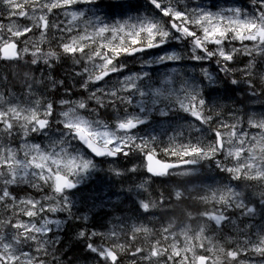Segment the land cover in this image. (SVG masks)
<instances>
[{
  "label": "snow or ice",
  "instance_id": "1",
  "mask_svg": "<svg viewBox=\"0 0 264 264\" xmlns=\"http://www.w3.org/2000/svg\"><path fill=\"white\" fill-rule=\"evenodd\" d=\"M249 3L248 9L212 11L199 0H147L149 9L140 13L117 0L120 18H114L115 13L110 17L104 12L101 0H0V17L6 18L0 23V60L27 62L31 57V65L52 69L54 62L69 58L78 66L71 74L81 78L79 87L87 93L80 99H59L57 111V102L37 95L33 87L44 85V78L36 80L29 73L26 80L32 83L24 99L0 92V264H63L58 245L64 221L57 216L79 219L71 194L97 170L88 153L104 158L139 153L149 180L182 178L168 197L161 193L158 200H141L143 213L167 209L172 197L206 206L198 213L202 219L196 231L190 224L179 230L174 222L158 230L140 224L124 232L123 243L114 230L80 231L77 238L86 241L96 264H120L121 255L132 257L130 264H264V225L247 222L257 214L264 220V113L234 108L225 119L205 92L223 73L232 85L246 84L250 96L264 104V0ZM237 57L248 58L241 69L233 67ZM130 63L139 68L131 69ZM172 64L192 68L181 72ZM156 66L170 71L152 82L149 70ZM111 77L116 83L108 87ZM48 79L54 89L65 84ZM120 105L125 106L123 114ZM108 108L116 114L111 125L101 119L100 110ZM180 112L192 118L186 122L187 137L181 126L161 147L157 136L140 134L157 117L171 119ZM158 151L175 161L158 159ZM205 162L229 182L208 183ZM147 183L138 187L147 190ZM20 186L43 195L18 197L14 189ZM235 210L245 218L243 226L228 215ZM188 217L195 218L192 213ZM225 223L237 236H222ZM139 234L146 247L135 246Z\"/></svg>",
  "mask_w": 264,
  "mask_h": 264
},
{
  "label": "trees",
  "instance_id": "2",
  "mask_svg": "<svg viewBox=\"0 0 264 264\" xmlns=\"http://www.w3.org/2000/svg\"><path fill=\"white\" fill-rule=\"evenodd\" d=\"M233 64V67H239L243 68L240 63L237 64L238 61ZM247 57L245 59V63L247 62ZM0 60V76H9L11 79L20 76L19 73H17V66L12 64V62H6ZM5 67V68H4ZM191 68H185L184 66L181 67V72L187 70L191 71ZM260 68L264 69V63L260 64ZM3 69V70H2ZM197 74L199 73V69H196ZM218 75V74H217ZM220 81L218 84L210 87V88H205V92L207 93L206 99L208 100L209 104H217L219 105L222 110H223V115L225 119H229V113L237 107L238 104H240V101L245 98H247L250 102L251 100H255V108L259 112L264 113V104H262L260 101H258L255 97L248 96L246 97L247 93L242 90L239 91L238 95H235L236 88L239 87V85H232L230 82H228L224 75H219ZM235 78L236 79H241V73L237 71L235 73ZM257 87L260 88L261 84L259 79L256 80ZM8 84L7 87H9ZM236 86V87H235ZM239 89V88H238ZM264 99V98H262ZM104 110V109H102ZM182 116H176L174 115L171 119H163L157 117V119L153 120L150 122L149 125H152V129L155 130L157 134L163 133V137H172L174 135V132L178 130L181 126L185 128V137H187L189 134L187 133V124L184 119H182ZM175 118H178V123L176 126V129L174 132H172L169 136L165 134V129H164V120H174ZM192 118H190L189 121H191ZM207 134V133H206ZM193 136L196 135V133H192ZM209 138L211 136L209 135ZM7 142V141H5ZM15 143V142H14ZM166 140L160 143V146H165ZM16 144V143H15ZM160 157L168 159V160H175L174 157H169L164 154L163 151H158L157 153ZM132 167H135L132 164H122V165H117L116 168L122 171L123 169H130ZM109 167H105L104 170L102 171L103 175H112L113 173L109 170ZM142 174L139 175V177ZM224 174L217 173L215 178H222ZM119 176L116 179V182L119 180ZM211 179V177H210ZM104 180V179H103ZM225 180L224 177L220 181ZM145 181V180H143ZM163 183L160 180H148V183L146 184V189H143L144 192L143 196L145 198H148L149 195H153V193H157L156 191H162L164 188H166L167 184L163 187V184H161L160 187H158L156 184ZM107 198L110 197V201L106 203V208H105V203L101 205L100 208L96 207L97 205L93 202V199L95 198L96 194V189H91V186L95 185L96 186V181L88 180L84 186L79 187V189L74 193L71 194V198H73L80 207L84 209H80V207H77L76 205L74 206L75 209H73L74 217H79V219L73 218V219H68L67 214L65 215L66 222L64 225V228L61 232V241L62 245H58L60 247V257L63 260V264H96V260L93 258L94 254L90 253L86 245L83 244V240H80L77 238V234L80 231H85L87 233L91 232H99L101 229L107 230V225L109 220H114V218L119 217L118 214H112V208L116 205H118L119 202H124V198H122L120 195L117 193V188H114L111 186L110 183H107ZM119 185V183H118ZM153 188H156L154 190ZM16 189H19L18 191L22 193L28 192L29 194L33 193L32 189H28L25 186H20ZM113 189V190H112ZM123 190L122 187H119V190ZM17 191V192H18ZM113 191V192H112ZM111 193V194H110ZM35 195V191H34ZM111 200H114L113 202ZM160 213H155V212H149L148 214H152L156 216L159 221L163 222V225H167L168 223L171 222V219L174 215V210L172 204H170V207L167 209H161L159 211ZM183 214V213H182ZM86 215V217H85ZM85 229V230H84ZM121 264V263H120Z\"/></svg>",
  "mask_w": 264,
  "mask_h": 264
},
{
  "label": "rangeland",
  "instance_id": "3",
  "mask_svg": "<svg viewBox=\"0 0 264 264\" xmlns=\"http://www.w3.org/2000/svg\"><path fill=\"white\" fill-rule=\"evenodd\" d=\"M245 59H246V57H239L238 58L239 62H237V64L240 63V65L242 67H244ZM211 65H215V63H212ZM48 70H49V72H48ZM43 71L38 76V78L36 80H39L41 77H43L44 78V85H47V87H45L43 85L41 86L39 84H35V85H36L37 89H41V90L47 92L48 90L52 89V87H50L51 86V81H49L48 77L51 75V72L53 71V69H48L47 68V69H45ZM17 73L20 74V71L17 70ZM5 78H7V79L4 80ZM2 81H4V82H2ZM8 84H11V85H9V87H7ZM0 85H1L0 86V92H5V93L10 92L12 94H19L21 92V90L23 89V87H22L23 86V82L21 80L20 81L19 80H13L9 76H4V77L0 78ZM238 85H239V87L236 88L237 89L236 90L237 93H235V95L239 96L238 92L241 91V87H242V90H244L247 93L246 97L250 96V93L248 91V88H247L246 84L241 83V84H238ZM10 87L12 88V90H11ZM2 88H4V89H2ZM2 90H4V91H2ZM257 90H259L258 87H257ZM59 91H60V89H59ZM64 93H65V90H64ZM59 99H61V98L56 92L53 101L57 102V111H59V105H58ZM169 122H170L169 124H170L171 127H169L170 129L167 132H169V131L174 132V130L176 129L177 123H178V118H175L174 120H169ZM167 123H168V120H164V124H165L164 126H167ZM172 125H174V126L172 127ZM99 170L100 169L97 167L96 172L99 171ZM123 170L121 172L124 173V174L119 176L120 178H119L117 183H119V185H118V193H119V195L122 198H124V202L119 203L118 205L114 206L111 209L112 210L111 211L112 214H118L119 217H117V218L123 220L122 223L114 221L113 226L111 228V230L116 231L120 235V242L121 243H123L127 239V237L124 236V232L127 231L128 229H130L132 226H134V225H125V224H123L124 222H127V224L129 222L132 223V224H139V223H142V222L146 221V219H147L148 213H143V211L139 208V204H140L141 200L147 201V200H158L159 199V197L154 196L155 193H153V195H149L148 198H145V196H143V193H146V192L143 191V188L138 187L141 184V181H140V178H139V174L137 172H135V173L129 172L128 169H123ZM208 183H214V182L210 180V181H208ZM161 184H163V187L167 184L166 188H164V193L163 194L165 195V197H168L169 194L171 193V188H174V186H171L170 183H160L159 186L157 184L156 185L158 187H160ZM242 186L243 185H241V187ZM119 187H122L123 190H121V189L119 190ZM153 189L156 190V188H153ZM160 193H162V192H160ZM194 194L195 193H193V195ZM16 195L18 197H21V192L18 191L16 193ZM170 204H172L173 210H174V215H173V217L171 219V222L175 223L176 228H182L186 224H190V226H191L193 231L198 230L199 220H201V219L187 221V220H185L182 217V213L178 212V209H180V210L185 212L187 209L193 207V201L191 199L184 198L181 201H176L175 199L171 198ZM153 210L160 211L161 209H153ZM231 217H232V219H234V216H231ZM239 218L244 220V217L240 216ZM238 224L240 226H243L241 222L240 223L238 222ZM262 224L264 225V221L262 222ZM115 227H118V229H116ZM104 232H107V231H102V230L99 231V233H104ZM94 239L96 240L97 243L100 242V237H95ZM128 242L131 243V241H128ZM83 244L86 245V242H83ZM135 246H137V245L135 244ZM131 260H132V257H130L128 255H121L120 256V263L121 264H130Z\"/></svg>",
  "mask_w": 264,
  "mask_h": 264
},
{
  "label": "bare ground",
  "instance_id": "4",
  "mask_svg": "<svg viewBox=\"0 0 264 264\" xmlns=\"http://www.w3.org/2000/svg\"><path fill=\"white\" fill-rule=\"evenodd\" d=\"M3 62V61H2ZM4 63V62H3ZM44 72V71H43ZM48 72H49V70H48ZM50 74V73H49ZM45 75V74H44ZM51 76V75H50ZM7 78H5L4 80H6ZM47 79V78H46ZM10 81V80H9ZM20 81V80H19ZM2 82H4V81H2ZM46 82V81H45ZM7 83V82H6ZM15 84V83H14ZM2 85V84H1ZM0 85V86H1ZM5 86V85H4ZM42 86V85H41ZM44 86V85H43ZM51 87V86H50ZM236 87V86H235ZM11 88V87H10ZM2 89H4V88H2ZM53 89V88H52ZM8 90V89H7ZM11 90H12V88H11ZM2 91H4V90H2ZM14 91V90H13ZM170 122H169V120H168V123H167V126H164V129H165V134L167 135V136H169L171 133H172V131H169V132H167L170 128L169 127H171L170 126V124H169ZM175 125V124H174ZM174 125H172V127L174 126ZM168 142H169V140L168 139H166V143H165V146H167V144H168ZM124 171V170H123ZM211 179H210V177H207V182L208 181H210ZM158 186H159V184H157ZM113 187V186H112ZM113 190V189H112ZM113 192V191H112ZM157 193L154 195V196H157V197H160V195H161V193L160 192H162V193H164V189L162 190V191H156ZM111 194V193H110ZM130 202V201H129ZM128 202V203H129ZM129 205V204H128ZM123 207V206H122ZM178 212H181V213H183L184 211H182V210H180V209H178ZM85 217H86V215H85ZM190 223V222H189ZM196 225V224H195ZM193 226V225H192ZM195 227V226H194ZM85 230V229H84Z\"/></svg>",
  "mask_w": 264,
  "mask_h": 264
}]
</instances>
